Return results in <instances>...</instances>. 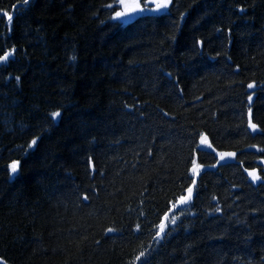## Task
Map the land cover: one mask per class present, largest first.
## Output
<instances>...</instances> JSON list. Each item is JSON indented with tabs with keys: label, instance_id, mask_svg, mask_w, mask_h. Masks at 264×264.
I'll list each match as a JSON object with an SVG mask.
<instances>
[{
	"label": "trees",
	"instance_id": "16d2710c",
	"mask_svg": "<svg viewBox=\"0 0 264 264\" xmlns=\"http://www.w3.org/2000/svg\"><path fill=\"white\" fill-rule=\"evenodd\" d=\"M109 3L0 0V264H264V0Z\"/></svg>",
	"mask_w": 264,
	"mask_h": 264
},
{
	"label": "snow or ice",
	"instance_id": "6c2138e0",
	"mask_svg": "<svg viewBox=\"0 0 264 264\" xmlns=\"http://www.w3.org/2000/svg\"><path fill=\"white\" fill-rule=\"evenodd\" d=\"M24 3L27 4L28 0H24ZM171 3V0H117L116 4L109 3L106 5L109 9H114L116 7H119V10L114 11V15H112V19L117 20H124V19H130L134 15H142L144 13H153V12H160L162 10H166ZM241 11H244L241 9ZM3 16L7 17L9 24H11L13 17L9 15L7 11L3 12ZM14 49L11 51H5L3 55H0V64H4L9 61V58L14 55ZM72 59H75V57H72ZM169 75H171L169 73ZM16 79H19L17 77ZM253 84H248V88H253ZM249 101L251 102L252 96L250 95L248 97ZM251 114L252 109L249 108V123L248 126L255 132L257 131V125L255 123H252L251 120ZM167 115V113H165ZM61 116V113L59 111H54L51 113V118L53 121H55L58 117ZM37 141L33 139L31 141V144L29 147L35 146ZM200 145H203L207 148L212 149V151H216L215 148H213L212 144L209 142L207 135L204 133H200ZM258 151L264 152V149H257ZM217 156L220 158V160H225V158H234L235 153L232 152H217ZM191 167L189 169V172L191 174V177L193 179L191 180V183L189 186H187L184 189L183 194H180L177 196L176 200L170 204V207L172 210L180 209L182 213V209L184 206H187L190 201L193 200L194 197V189L196 186V177L199 176L203 165L197 162V159L195 156L190 161ZM19 162L13 161L11 164L8 165V168L10 169L11 173L16 174L18 171ZM248 175L252 178L253 182L258 181L261 179L260 176L256 174L255 171H251L248 173ZM87 199V197H85ZM178 217L176 215H170L169 213H165L163 219L161 222L156 226L159 231L156 233L158 237L162 236L163 233H165L166 230V222L170 220V223L175 226L177 224ZM137 230L139 231V225L137 226ZM113 229L109 228L108 232H112ZM144 253H141L140 256H138L136 259L140 260V257H142Z\"/></svg>",
	"mask_w": 264,
	"mask_h": 264
},
{
	"label": "rangeland",
	"instance_id": "374dc122",
	"mask_svg": "<svg viewBox=\"0 0 264 264\" xmlns=\"http://www.w3.org/2000/svg\"><path fill=\"white\" fill-rule=\"evenodd\" d=\"M137 16V15H136ZM131 19V18H130ZM130 19H124V20H121V21H130ZM231 159L230 158H225V160H220V162H229Z\"/></svg>",
	"mask_w": 264,
	"mask_h": 264
},
{
	"label": "water",
	"instance_id": "95a60500",
	"mask_svg": "<svg viewBox=\"0 0 264 264\" xmlns=\"http://www.w3.org/2000/svg\"><path fill=\"white\" fill-rule=\"evenodd\" d=\"M201 149L205 150V149H207V147L201 145Z\"/></svg>",
	"mask_w": 264,
	"mask_h": 264
}]
</instances>
